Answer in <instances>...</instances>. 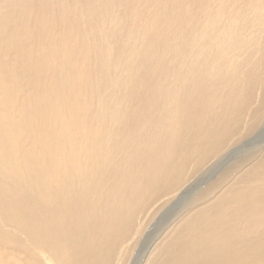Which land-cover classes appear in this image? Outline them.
<instances>
[{
  "label": "bare ground",
  "instance_id": "6f19581e",
  "mask_svg": "<svg viewBox=\"0 0 264 264\" xmlns=\"http://www.w3.org/2000/svg\"><path fill=\"white\" fill-rule=\"evenodd\" d=\"M263 125L264 0H0V264H110L241 142L145 264H264Z\"/></svg>",
  "mask_w": 264,
  "mask_h": 264
},
{
  "label": "rangeland",
  "instance_id": "374dc122",
  "mask_svg": "<svg viewBox=\"0 0 264 264\" xmlns=\"http://www.w3.org/2000/svg\"><path fill=\"white\" fill-rule=\"evenodd\" d=\"M257 132L259 133L258 134L254 133L249 138H245L244 141L249 142L246 145L248 148H251L254 145H259V143L264 142V125L261 128H259ZM259 138H262L260 142L257 140ZM242 143L243 142L231 144L228 148L223 150L219 155L211 159L205 166H203L198 173L187 179L179 187V189L175 191V193L169 195L168 199L166 200L167 202L165 201L164 205L159 206L161 205V203L159 205L157 204L153 209L155 208L157 209V207L159 209L152 212V214H149V217L145 219V224H143V228L138 234L129 235L128 241L122 246L121 251H119V253H117L114 256L110 264H145L147 256L154 249L155 245L159 241L158 237L161 235V225L155 226L156 222L164 214H167L169 212H174L176 207L180 206L179 207L180 210V208L187 202V200H189L190 196L195 190L199 189L201 185L211 180L214 172L217 171L222 166L223 162L229 160L231 156L233 157L236 156L235 154L236 152H233L234 151L233 148L239 147L240 145H242ZM212 199H214V197H212ZM205 204L207 203L199 204L197 205V207ZM185 215L187 214L181 213L180 216H182L181 218L183 219L184 217H186ZM177 217L178 216H176V218ZM171 222L167 224L164 230L165 233H167L170 230V228L173 226L174 223Z\"/></svg>",
  "mask_w": 264,
  "mask_h": 264
}]
</instances>
